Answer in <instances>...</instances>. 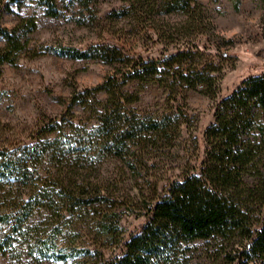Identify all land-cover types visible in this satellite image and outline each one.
I'll return each instance as SVG.
<instances>
[{
	"label": "rangeland",
	"instance_id": "rangeland-1",
	"mask_svg": "<svg viewBox=\"0 0 264 264\" xmlns=\"http://www.w3.org/2000/svg\"><path fill=\"white\" fill-rule=\"evenodd\" d=\"M55 4L52 11L39 0H0V29H16L21 41L27 40L14 63L0 66V146L37 145L35 155L46 149L37 160L36 183L55 193L62 188L77 192L82 186L88 203L92 199L99 202L75 213L64 233L44 251L39 243L61 223L56 214L35 213L21 233L7 239L3 235L6 227L0 224L4 247L0 264H82L119 252L116 235L98 230L96 221L106 220L110 228L116 225L121 238L140 232L146 208L185 165L197 166L203 135L214 121V102L201 88L185 92V101L178 97L168 102L167 92L157 84L127 82L123 91L137 97L130 105L136 113L156 117L180 107L187 121L170 142L151 137L144 145L136 144L137 162L130 167L100 146L103 134L96 129L94 100L103 102L105 92L82 95L72 102L78 93L118 79L125 71L123 64L71 59L59 55L60 49L103 45L137 58L170 54L175 44L194 42L199 48L195 61L212 63L210 75L218 86L217 99L228 96L245 77L264 72L261 0H194L176 11H168L165 0L141 4L134 0H55ZM51 120L60 130L39 137L42 125ZM255 135L260 142V131ZM258 155L263 164L264 149ZM214 246V241L205 240L184 243L169 264H211Z\"/></svg>",
	"mask_w": 264,
	"mask_h": 264
},
{
	"label": "trees",
	"instance_id": "trees-1",
	"mask_svg": "<svg viewBox=\"0 0 264 264\" xmlns=\"http://www.w3.org/2000/svg\"><path fill=\"white\" fill-rule=\"evenodd\" d=\"M134 1L141 4L147 0ZM192 2L165 0L168 11L181 10ZM39 3L52 11L56 5L55 0H39ZM190 18L192 26L198 24L194 13ZM0 35L4 39L0 66L14 63L16 55L26 48L27 40L21 41L16 29H0ZM169 53L130 58L103 45L58 51L71 59L123 64L125 71L118 79L84 90L72 102L82 95L105 92L103 102L94 100L96 129L103 134L99 143L103 150L126 160L130 167L137 162V156L133 155L136 144L144 145L151 137L170 142L180 125L187 121L183 120L185 112L180 107L156 117L136 113L130 105L137 97L123 91L127 82L157 84L167 92L168 102L178 97L185 101V92L201 88L214 102V121L203 135L197 166L185 165L162 195L146 208L140 232L121 238L116 225L110 228L106 220L98 219V230L116 235L119 252L99 261L79 259L85 264H169L182 244L205 240L215 242L211 264H264V163H260L258 155L264 149V72L245 77L228 96L217 99L218 86L210 75L214 71L212 63L195 61L199 53L196 43L175 44ZM33 55H36L34 51ZM59 130L56 121L51 120L42 125L38 136ZM255 131L262 134L260 142L256 141ZM37 147L0 146V224L6 227L3 235L7 239L11 234L21 233L35 213L56 214L61 223L39 243L38 248L44 251L57 235L64 233L75 213L99 199L88 203L82 195V186L77 187V192L62 188L59 193L39 186L37 160H41L46 149L35 155ZM3 248L0 244V250Z\"/></svg>",
	"mask_w": 264,
	"mask_h": 264
}]
</instances>
